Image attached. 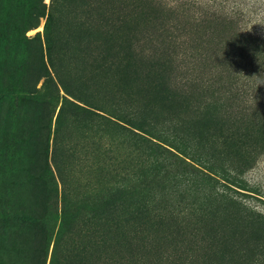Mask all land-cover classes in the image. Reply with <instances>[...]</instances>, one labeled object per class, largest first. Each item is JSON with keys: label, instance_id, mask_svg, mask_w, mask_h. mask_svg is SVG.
Returning <instances> with one entry per match:
<instances>
[{"label": "rangeland", "instance_id": "rangeland-1", "mask_svg": "<svg viewBox=\"0 0 264 264\" xmlns=\"http://www.w3.org/2000/svg\"><path fill=\"white\" fill-rule=\"evenodd\" d=\"M252 5L0 0V264H264Z\"/></svg>", "mask_w": 264, "mask_h": 264}, {"label": "trees", "instance_id": "trees-1", "mask_svg": "<svg viewBox=\"0 0 264 264\" xmlns=\"http://www.w3.org/2000/svg\"><path fill=\"white\" fill-rule=\"evenodd\" d=\"M252 6H248V10H254V11H258V10H262V19L264 22V0H252ZM51 17H48V22L50 21ZM46 29V26H45Z\"/></svg>", "mask_w": 264, "mask_h": 264}]
</instances>
